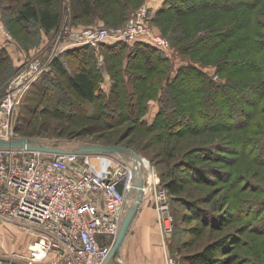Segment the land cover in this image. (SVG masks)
Returning <instances> with one entry per match:
<instances>
[{"label": "rangeland", "instance_id": "1", "mask_svg": "<svg viewBox=\"0 0 264 264\" xmlns=\"http://www.w3.org/2000/svg\"><path fill=\"white\" fill-rule=\"evenodd\" d=\"M19 1L25 0H0V103L15 81L29 80L14 110L17 133L71 150L92 145L129 149L112 155L127 162H134L133 155L146 160L150 168L144 169L145 176L153 173V177L146 184L148 190L141 205L154 211L159 227L156 198L165 193L168 199L172 222L164 220L167 215L162 214L164 233L159 230L161 239H165L164 254L174 259L195 256L206 246L224 240L227 245L214 254L215 264H264V232L253 233L249 224L255 208L250 211L231 205L233 201L264 200V143L247 145L254 157L240 159L231 141L235 134L246 138L264 134V0H114L110 7H102L91 16L75 14L74 0H57L63 8V21L53 35L36 25L19 23ZM137 21L165 42L162 47L152 46L166 62L155 64L154 60L151 70L140 67L141 51L133 55L137 50L133 41L115 57L101 45L93 47L89 60L98 74L99 92L109 102L102 105L98 100L90 105L73 97L68 82L54 70L59 59L68 73L78 70L75 58L65 55L66 43L90 29H126ZM190 66L222 84L223 90L212 100L191 99L185 115L192 123L188 120L184 124L189 129L169 136V127L161 128V123L174 122L177 107H165L164 89L176 80L180 69ZM189 74L190 81L184 79L185 83L176 88L180 95L199 87L195 72ZM52 80L57 85H51ZM116 80L123 83V95L118 98ZM133 83L136 91L140 89L135 100L138 118L132 114V107L117 105L118 101L125 102L124 95L134 92ZM208 103L212 108L224 107L211 118H196V112ZM231 107L234 111L230 113ZM249 115L253 116L246 123ZM204 119L209 126L217 121L225 128L204 129ZM242 122L245 125L235 131ZM218 145L219 149L209 152L216 155L217 161H212L206 151ZM191 165L203 170L216 167L223 174L195 181ZM225 173H230L226 182L219 179H224ZM232 173L237 180L233 183ZM171 180L181 185L180 194L169 193L167 184ZM213 213L216 216L209 218ZM260 227L263 229L264 224ZM25 231L10 223L0 226V264H14L9 261L11 254L29 241Z\"/></svg>", "mask_w": 264, "mask_h": 264}, {"label": "built area", "instance_id": "2", "mask_svg": "<svg viewBox=\"0 0 264 264\" xmlns=\"http://www.w3.org/2000/svg\"><path fill=\"white\" fill-rule=\"evenodd\" d=\"M140 39L165 46L137 21L126 29L87 30L71 38L66 49ZM26 83L29 80L15 81L0 103V140L23 137L15 130L13 117ZM28 139L36 142L31 145L40 143L57 150L0 148V226L17 225L33 236L23 251L11 254L9 261L104 264L128 212V196L136 198L137 193L144 195L148 190L146 184L153 173L145 176L144 169L149 167L146 160L139 157V161L127 162L112 154L80 152ZM162 195L156 198L161 230L162 214L167 215L164 220L172 222L168 199ZM165 264L178 262L167 254Z\"/></svg>", "mask_w": 264, "mask_h": 264}, {"label": "trees", "instance_id": "3", "mask_svg": "<svg viewBox=\"0 0 264 264\" xmlns=\"http://www.w3.org/2000/svg\"><path fill=\"white\" fill-rule=\"evenodd\" d=\"M20 3L17 4L16 9H17V17L16 20L23 24V26L28 27L31 25H36L37 28L41 31H43L45 34L50 35L54 34L56 32H59L60 27L62 25L63 21V11L61 7L60 1L58 2L57 0H46V2L40 3L39 0H25V1H19ZM114 3V0H74V5H73V10L74 13L80 12L81 16H91L93 13L97 12L100 8H108ZM174 2H172L173 4ZM178 3V2H177ZM238 3V2H237ZM239 5V4H237ZM166 11V10H165ZM164 11V12H165ZM143 39L133 41V43H137V50L135 49L133 55H137L140 51L141 53L138 54L140 55V58L138 60V65L141 67H144L145 69H153L155 67V64L157 63H163L166 62L164 58L162 57L160 53L155 51L153 46L154 44L142 41ZM153 45V46H152ZM101 47L105 52L112 53V56H119V52L121 50H126L127 49V41L125 42H117V43H103L101 44ZM93 47L90 46H84V47H79V48H68L65 51V55L69 58H75L74 64L78 66V70L76 71L75 74L68 73L66 69L64 68V64L61 61V59L57 60L54 63V70L56 71L57 74L60 75L66 82H68L70 89H71V95L78 99L81 103L85 104H93L96 101L100 100L101 104L104 105L105 102L109 101H104L103 97L101 96L99 90V81L96 80L98 74L95 70V65L90 63L89 60V54L88 53H93L94 51ZM131 53V54H132ZM82 55V56H80ZM138 57V56H137ZM155 60V64H154ZM141 61V62H140ZM91 64V65H89ZM141 64V65H140ZM234 70V69H233ZM191 71H194L196 75L193 77L198 80L197 85L199 87L197 89L194 88H189L185 94L180 95L179 92H177L176 88L177 86H180L184 84L185 82L188 83L190 81V77L187 78L191 73ZM163 73V72H162ZM179 75H177L176 80L173 83H169L168 87H165L164 92H165V99H164V105L169 109L172 106H176V119L174 122H163L161 123V128L169 127V129H166L169 134L175 135L176 133L179 134L181 132H185L186 130L189 129V126H185L184 124L186 121H188L190 118L186 117V108L188 105V102L193 99L197 100L198 98L201 97H206L208 99L212 100V97H215L216 94L220 93L223 90L222 84L217 83L211 79L201 70L197 71L194 66H190L188 68H182L179 70ZM72 75V76H70ZM132 76V75H131ZM137 79L140 80L141 82L144 80L143 77L142 79L139 76H135ZM181 79L182 81H180ZM186 79L184 82L183 80ZM53 81V82H52ZM51 81V85H57L55 80ZM120 80H116L114 83V91L116 92L117 98L121 97L123 94V88L122 84H120ZM146 84V82L141 83ZM134 87V92L129 93L125 96V102H120L118 101L117 105L120 107L124 106V104L127 107H132L134 111L132 114L135 116V118L139 117V112H138V107L136 106L135 100L139 96V91L140 89L137 88L136 91V85L133 83L132 84ZM172 87V88H171ZM185 89V88H183ZM212 92V93H211ZM189 95V96H188ZM181 98V99H180ZM229 102V101H228ZM133 103L135 105H133ZM232 103L230 102L229 105ZM139 105V103H138ZM229 105L227 107L229 108ZM213 104L208 103L206 104L205 107L202 106V109L196 112V118L199 119V116H206L210 117L213 116L214 114L218 115L220 113V109L223 108H212ZM226 107V108H227ZM234 111V107H231L229 109V112L231 113ZM137 115V116H136ZM253 115H249L247 117V121H249L252 118ZM202 118V117H201ZM184 119V120H183ZM192 119V118H191ZM204 121L201 125L202 128L208 129L211 131V128H214L215 131L224 129L225 125L217 122V121H211L212 124L209 126V123L207 122V119H204ZM192 123V120H189V124ZM188 124V125H189ZM141 125V124H140ZM245 123H240L237 124V127L235 128L236 130L241 129ZM184 127V128H183ZM191 127V126H190ZM148 130V129H147ZM260 132V131H259ZM258 132V133H259ZM233 141V145L237 149L238 156L240 159H245L246 157H254V153L250 150L247 149V145L253 144L256 147L258 145H263L264 143V134H261L260 137L255 138H246L241 134H235L234 138L231 140ZM213 149H219L220 145L215 146V147H209L208 150L206 151L209 155L208 158H211L212 161H217L216 155L211 154L210 150ZM263 150V148H262ZM211 154V155H210ZM261 163V162H260ZM195 166V165H194ZM191 165L192 169L190 170V174L192 175V178L195 181H202L201 179H205L207 175H213L215 177L221 176L223 171L219 168H209V170H203V169H197ZM225 178H219L222 180L228 181L230 178V173H225ZM231 179L232 183L237 181L235 180V174H231ZM168 191L172 195H178L181 193L182 187L179 184L178 181L176 180H171L170 183L167 184ZM231 205L233 208H243V207H248L250 211L251 208H255L253 213L250 215V220L249 224L250 226H253L254 230L253 233H261L264 232V228L261 229L260 223L264 224V213L262 211L264 210V200L263 202L260 201H240L239 204L236 202H231ZM210 213V212H209ZM214 215H209V218H213L216 216V213H213ZM255 231V232H254ZM227 245V243L224 240L219 241L217 244L213 243L205 247L204 251L193 256H180L176 260L178 264H215L214 261V254L216 251L220 248Z\"/></svg>", "mask_w": 264, "mask_h": 264}, {"label": "crops", "instance_id": "4", "mask_svg": "<svg viewBox=\"0 0 264 264\" xmlns=\"http://www.w3.org/2000/svg\"><path fill=\"white\" fill-rule=\"evenodd\" d=\"M134 198L135 195H133ZM132 203V200L129 201V204ZM157 219V215L152 209L141 205L117 260L110 264H165L166 254H164L163 247L165 239L164 237L161 239L159 231L161 228L158 226ZM161 232L163 231L161 230ZM32 240L33 236L30 235L29 241L16 251L24 250ZM42 264L49 263L45 261Z\"/></svg>", "mask_w": 264, "mask_h": 264}, {"label": "water", "instance_id": "5", "mask_svg": "<svg viewBox=\"0 0 264 264\" xmlns=\"http://www.w3.org/2000/svg\"><path fill=\"white\" fill-rule=\"evenodd\" d=\"M31 143L35 144L36 142L32 141L28 138H25V137H22L20 139L13 140V141L0 140V148H5V149H7V148L38 149V150H44V151H50V152L57 150L55 148H49V147L41 146L40 143H37L39 146L31 145ZM79 151L80 152H100V153H106V154H115V153H121L124 151H130V150L126 149L125 147H122V146L92 145V146L80 148ZM133 158L135 161L140 160V158L136 155H133ZM131 197H132V195L128 196V201L132 200L133 203L130 204V206L128 208V212L123 219L119 234H118V236H117V238H116V240L112 246L111 252H110V254H109V256H108V258L104 264H110L112 261L117 260V258L119 256L120 249H121L128 233L130 231L133 220L138 213V210H139L141 202H142L143 194L137 193L136 198L134 200Z\"/></svg>", "mask_w": 264, "mask_h": 264}, {"label": "bare ground", "instance_id": "6", "mask_svg": "<svg viewBox=\"0 0 264 264\" xmlns=\"http://www.w3.org/2000/svg\"><path fill=\"white\" fill-rule=\"evenodd\" d=\"M19 82H20V81H19ZM19 82H18V83H19Z\"/></svg>", "mask_w": 264, "mask_h": 264}]
</instances>
